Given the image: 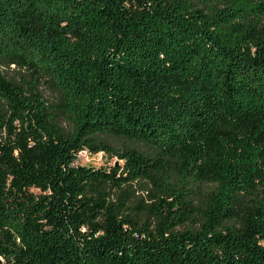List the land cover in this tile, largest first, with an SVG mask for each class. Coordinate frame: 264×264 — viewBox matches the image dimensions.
I'll return each mask as SVG.
<instances>
[{"label": "trees", "instance_id": "trees-1", "mask_svg": "<svg viewBox=\"0 0 264 264\" xmlns=\"http://www.w3.org/2000/svg\"><path fill=\"white\" fill-rule=\"evenodd\" d=\"M0 65V264H264V0H0Z\"/></svg>", "mask_w": 264, "mask_h": 264}, {"label": "rangeland", "instance_id": "rangeland-1", "mask_svg": "<svg viewBox=\"0 0 264 264\" xmlns=\"http://www.w3.org/2000/svg\"><path fill=\"white\" fill-rule=\"evenodd\" d=\"M0 72L6 75L7 78H13L17 80H20L22 76V74L14 66L0 65ZM40 91L50 103L57 104L59 102L60 100L59 94L49 85L45 84L41 86ZM59 121H60V126L65 131L73 130L74 126L71 120L67 118H61ZM111 142L114 145H117V143L121 144L120 141L114 139L111 140ZM136 146H138L142 151H146V148L143 145H136ZM79 163L83 166H92L96 168H100V167L110 168L113 166L123 165V162L119 161L118 158H110L104 153H99L95 155V154H90L88 152L83 153L81 155ZM133 188L135 190V194L132 196L133 204L144 203L145 205H152L154 203L152 199V192L150 191V189H152L153 187L150 184H146L143 182H135ZM199 189L200 191H205L210 189V187L202 185Z\"/></svg>", "mask_w": 264, "mask_h": 264}, {"label": "built area", "instance_id": "built-area-1", "mask_svg": "<svg viewBox=\"0 0 264 264\" xmlns=\"http://www.w3.org/2000/svg\"><path fill=\"white\" fill-rule=\"evenodd\" d=\"M83 153H86V152H83ZM83 153H82V154H83Z\"/></svg>", "mask_w": 264, "mask_h": 264}]
</instances>
